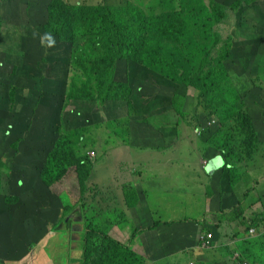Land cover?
<instances>
[{"label": "rangeland", "instance_id": "rangeland-1", "mask_svg": "<svg viewBox=\"0 0 264 264\" xmlns=\"http://www.w3.org/2000/svg\"><path fill=\"white\" fill-rule=\"evenodd\" d=\"M49 1L50 0H0V63L7 66L4 69L5 73H11L7 79V86H5L3 81H0V125H4L7 129V121L13 113L11 98L24 99V94L28 92V90H33L34 92L32 95L27 97L26 100L35 104L41 99H44V111L46 113L50 111L52 117L54 116L53 113L56 115V122L54 123L56 129L64 127L63 135L72 136L73 150L77 153L79 152L91 161V164L87 165L86 168L90 169V172L93 171L90 177L87 178L85 185L82 186L85 191L88 189L86 192L80 190L79 180L81 176L77 173L75 168L69 169L61 179L48 183L45 186L43 179L39 175L42 171L41 168L46 155L49 152V147L47 146H50L49 142L52 141L54 136L52 132L48 135L45 131L42 134L34 133L36 141L43 139L39 143L38 149L33 152L19 151V158H17L16 161L19 162L20 167L14 168L8 166L10 171L5 169L1 171L2 195H0V223L7 220L9 223L16 224L17 218L21 217L22 213H26V217L32 220L35 214L34 208L40 209L42 226H45V222L48 221L46 225L47 229L42 236H35L30 240L23 239L20 243V247L28 249L25 264H54L56 255L59 254L64 256L66 252H68L69 247L66 246L72 242L71 238L77 242L81 249V254L78 250L74 249L72 256H81L83 253V241L80 242V240H82L84 236V227L82 223L83 210L88 216L94 215L99 219L93 224V227L110 231L113 222L107 228V220L104 218L103 214L100 215L99 213L111 211L117 204V201L122 199L123 185L127 184L129 187H132L127 182V179L128 176L134 174V169H137L134 168V165L132 167L123 166L122 158L126 160L131 159L130 154H135L134 151H147L143 152V154L152 151L146 148L142 150V144L138 143L141 138L138 139L135 137V129L148 133L149 127H153V135L157 134L159 137L165 138L164 134L171 132L172 128L175 127L177 123V139L175 138V134L170 136V138L171 145L178 147L179 155H181L180 149L184 148L186 151L190 143L189 138H192L190 137L191 135L187 136L189 130L186 128L183 119L184 107L189 101L188 97H183V99H180L176 103L177 111L170 112H174L172 114L173 118H171L170 121V127L166 125L167 114L165 112L159 113L158 111L159 106L165 104L163 99H156L148 106V109L151 111L149 114L150 121H147V124L143 123L145 117L140 109H128L127 112L124 111L123 114H121L122 116L118 118L119 121L110 124L109 121L112 117L108 115V110L104 112L102 109L97 108V102H93L89 105V103H76V100H67L66 94L70 86L69 82L71 80V82L78 80L80 75L82 76V73L71 65V54L69 55L71 48L70 44L60 42L56 37L50 36L44 32V25L47 18L46 7ZM149 1L151 2L152 0H63L64 3L77 7L96 4H107L116 8L130 6L131 10L137 11L144 17L148 16ZM232 1L233 0H222V3L227 5L232 3ZM189 4L197 6L199 9L197 11L190 10L183 12L189 5L185 2L182 3L181 0H175V8L182 13L184 20L191 25L189 28L191 37L197 42L203 39L210 40L208 36L209 31L201 26L209 22L208 15L205 11L206 9L202 8V3H200L199 0H193V2ZM257 4H259V10L261 11L264 7V3L260 4L259 0V2L240 13L241 17H247L249 14L251 17H257V30L250 29L246 31L245 29L238 28V25L237 27L234 25L233 28L232 26L226 28L223 34H230L235 37V43L231 50V55L225 63V67L230 77L229 86L237 92V96L232 95L227 99L231 101L232 99H239V103L241 99H254L256 114L258 112L263 114L264 109L261 106L264 105V11L259 14L256 9ZM236 19L238 22L242 21V19ZM49 38L51 39V43L49 42ZM49 71L51 75L48 74ZM129 71L130 70H128V72ZM115 80L119 82L118 75L115 76ZM82 83L84 84L82 88L88 87V81L86 79H84ZM153 90L154 89L148 90L147 93H151ZM38 91H43V93H39ZM191 93L197 95V99H199L198 104L200 105L198 109L199 114L191 117V122L197 123L196 119L201 115L199 120H202L205 139L209 141L213 147L223 152L213 151V154L217 156L212 158V160L217 157L220 158L222 162V166L219 169L221 170L220 174L233 176L235 171H237L235 164L241 158L247 157L248 155L251 156V159L248 164L245 163L247 164L246 166L256 164L258 157L264 158V132L259 129L260 123L264 122V116L258 119L256 115L252 113L250 115L251 120L248 116L250 130L246 134L247 123L245 119L240 117H242L241 112L243 110L249 109V105L246 102L241 103L245 105L244 108L240 107L237 102V105L228 104L231 109V119L228 124L222 125L219 123L215 128L213 125L209 127L207 126V122L213 119L219 121L213 107L217 106V110H221L220 108L223 107V104L228 103L227 100L221 102V100L213 101V99H210L208 102H205L207 98H199L195 90L191 89ZM187 94L190 99H195L196 97V95ZM50 99L52 104L50 103ZM91 99H96V93ZM145 99H149V97ZM134 101H138V99ZM202 101H204L203 104ZM19 105L26 109L28 115L29 110L27 104L21 100L19 101ZM7 107H9L8 113ZM128 117L133 120L132 134L131 137L126 136V138H123L119 133V127H122V123ZM135 119L137 121H134ZM188 121H190V119ZM251 121L252 123L256 122L253 127ZM10 128L11 126H8V129ZM155 137L157 138V136ZM194 137L197 138L195 135ZM255 138L262 141L257 143ZM123 141L129 142L128 147L133 150L131 151ZM199 142L201 143L202 149H204V146L210 144L209 142ZM10 143L12 142L10 141ZM120 147L123 148V151L118 149ZM161 148L164 149L167 147ZM9 150L12 151V146L8 149V154ZM161 151L158 150L157 153H162ZM238 156L240 159H238ZM0 157H2L3 161L6 163L8 162L4 147L1 145ZM9 159H11V157ZM97 160L105 162L100 166L97 164ZM208 160H204L203 169L206 168ZM11 163L12 162L8 163V165ZM19 168H21V170H18ZM78 171H80L82 176L86 173V169H84V171ZM126 171L131 173V175L122 173ZM249 171H253V167L249 168ZM13 173L18 174V179L12 180L13 185L19 189L22 186L24 187V185L30 187V191L25 194L24 198L26 212L20 207H13L11 212L8 209L5 212V207L10 205H5V200L12 198L10 195H7L9 193V180L6 176L12 175ZM102 178L105 179V181L102 182ZM109 178L112 179V182L108 180ZM92 179L93 183L91 181ZM202 180L206 182L207 177L204 176ZM184 181L188 183L190 180L185 179ZM39 189H43L44 193H46L42 208L39 207L41 202L40 198L33 197V194ZM46 191L52 195L49 193L47 194ZM133 191L134 193L131 192L130 195H136L135 190ZM106 192L110 194L108 195ZM188 192L192 193L193 191L188 190ZM242 193L243 189L240 186V181L223 183L222 190L219 194L231 198L230 202L226 205V209L223 208V210L221 209L216 214H213V225L218 226L215 228V231L205 228L204 232L205 234L211 233L213 235V241L218 240L225 234V230L220 228L227 225V220H232L233 216H236L239 227L244 228L242 238L247 239L249 245L248 248H241V246H238L240 248L237 251L233 249L234 254L230 257L226 256L224 261L226 264H264V195H260V200L256 199L248 205L245 200L241 199ZM206 195L208 197L211 196L208 187H206ZM258 202L262 204L260 215V211L257 212L254 208ZM156 203L159 204L161 210L165 207V203L160 200ZM67 208L69 211L67 216V218H69L68 222L70 223L69 231H66L65 226H60L56 236L50 241L53 246H58L57 248L51 247V244L49 245L46 241V238L51 236V233L48 234L51 232L49 228L52 229L53 226L58 224V220L55 218L58 215V211L60 210L65 213ZM71 208H73L72 211ZM227 214L231 215L225 220V215ZM179 215V217H193L204 222L212 216L211 214L209 216H204V214L201 216H194L197 214L188 211L180 213ZM153 221V231L161 230L167 236H169L170 233L174 235V241L171 244H175V240L180 236L184 238V235L181 233L183 229L174 227L173 223L164 218L162 219L160 216H154ZM145 224L146 222L143 220L142 225ZM19 225L22 227H14V230H16L13 231L14 235H19L18 232L28 236L32 234L29 227L24 226L23 223ZM137 227L139 228L140 226ZM252 228L255 229L254 233H250ZM115 230L120 240L127 238V235L117 227H115ZM199 230L200 229H198V231ZM240 230H242V228H240ZM133 232H129V234L131 235ZM35 234L37 233L35 232ZM163 242H168V240L165 237L160 238V246L164 250L162 246ZM140 245L143 244H139L137 250L144 252L147 258L140 255L135 248H132V250L137 255L143 257V259H146V261L141 264H151L148 258L151 259L150 252L153 253V251H150L145 245V251L141 250ZM130 246H133L132 242H130ZM226 247H228L227 250L230 251L233 246L226 245ZM174 249L175 251L183 250L167 256L164 264L186 263L189 256H193L194 253V251L181 248L180 246L171 247V250ZM153 250H156V244H154ZM250 252L251 254H248ZM136 257L139 261L138 256ZM195 258L198 259L196 256ZM94 261L97 262L98 259Z\"/></svg>", "mask_w": 264, "mask_h": 264}, {"label": "trees", "instance_id": "trees-1", "mask_svg": "<svg viewBox=\"0 0 264 264\" xmlns=\"http://www.w3.org/2000/svg\"><path fill=\"white\" fill-rule=\"evenodd\" d=\"M181 1L189 5L183 12L199 9L197 6L189 4L193 0ZM199 1L202 3V8L206 9L209 18V22L201 26L209 31L210 40L203 39L197 42L190 35V23L185 21L182 13L175 8V0L149 1L148 16L146 17L135 10H131L130 6L116 8L107 4H96L77 7L66 4L63 0H50L46 7L48 13L44 32L56 37L60 42L70 44L71 65L82 73L78 80L69 82L70 86L67 89L66 99L76 100V103L82 104H87L90 101L89 105L97 102L99 109H102V105L107 101L138 99L137 102H139L147 97L149 99H169L173 105H176L183 97L190 99L187 92L193 88L199 98H207L205 102L210 99L213 101L221 100V102L227 100L228 103L223 104L221 110H217V106L213 107L215 115L219 119L214 128L219 123L222 125L229 123L231 109L228 104L235 105L238 102L240 107L245 108V105L241 103L246 102L249 109L243 110L240 118L245 119L247 123V134L250 130L248 116L251 120L250 115L253 113L256 118H260L255 111L254 99H241L240 103L239 99H232V101L227 99L232 95L237 96V92L229 86L230 77L225 67V63L231 55L235 37L223 33L226 28L231 26L233 28L234 25L236 27L238 25V28H250L253 24L250 14L246 19V17H241L240 13L243 5L250 8L259 0H233L227 5L223 4L222 0ZM256 9L259 13V4H257ZM237 17L242 21L238 22ZM6 67L0 63V81H3L5 86H7L8 76L11 74L4 72ZM128 70L130 71L128 72ZM48 74L51 75V72L49 71ZM116 75L119 76V82L115 80ZM84 79L88 81V87L82 88ZM152 89L154 90L151 93H147L148 90ZM33 92V90H28L24 94V99L11 98L13 113L7 121V129L4 125H0V145L4 147L8 157L7 163L0 157V195H2L1 171L3 169L10 171L8 166L20 167L19 162L16 161L19 158V151L33 152L38 149V145L43 139L36 141L34 133L42 134L44 131L48 135L51 132L54 135L52 141L49 142L50 146H47L49 152L39 175L45 186L61 179L69 169L75 168L81 176L79 180L80 190L84 191L82 186L85 185L87 178L93 171L90 172V169L86 168L87 165L91 164V161L73 150L72 136L63 135L64 127L56 129L54 124L56 115L53 113L54 116L52 117L50 111L49 113L44 111V99L35 104L26 100ZM39 93H43V91ZM95 93L96 99H91ZM195 99V106L188 113L193 116L199 114L198 109L200 107L197 95ZM21 100L27 104L28 115L26 109L19 105ZM50 103L52 104L51 99ZM203 103L204 101H202ZM8 112L9 107H7ZM118 118H110V124L119 121ZM200 118L201 115L196 119L197 123H192L191 118L183 119L187 126L197 129L202 127ZM189 119L190 121H188ZM147 121H150L149 117L143 119V123L147 124ZM255 123H252V127ZM8 126L11 128L8 129ZM132 127L133 120L128 117L122 123V127H119L120 135L123 138L131 137ZM177 127L178 124L176 123L172 131L168 132L169 144H171L170 136L175 134L176 138L178 135ZM259 129L264 132V122L260 123ZM135 130V137L143 138L148 150L158 151L167 144V142L153 141L145 131ZM149 132L153 133V127L149 128ZM200 139L206 140L205 138ZM255 139L257 143L262 141ZM123 143L126 146L129 145V142L123 141ZM10 146H12V151L9 150L8 154ZM211 149L221 152L215 147ZM10 157L11 159H9ZM238 159H240L239 156ZM250 159V155L241 158L235 164L237 171L233 176L228 175L227 182L224 183L242 181V176L246 175L251 167L264 169V158L258 157L256 164L246 166ZM10 162L12 163L8 165ZM104 162L97 160L98 165L104 164ZM127 163L126 161L125 164ZM123 166L127 165L123 164ZM84 169H86V173L82 176L78 170L84 171ZM6 177L9 180V193L7 195L12 198L5 200V205L10 204L5 207V212L7 209L11 212L13 207H20L26 212L24 198L25 194L30 191V187L24 185L19 189L13 185L12 180L18 179L17 173ZM132 192L134 193V191ZM45 194L43 189H39L33 194L34 198H40V208L45 202ZM126 195L127 205L132 206L130 192H127ZM39 210L34 208L35 214L32 220L26 217V213H22V216L17 218L16 224L9 223L7 220L2 222L8 225L3 230L6 234L4 238L13 241L19 236H23L27 240L35 236H42L47 229L48 221L45 222V226H42ZM68 214V208L65 213L59 210L57 217H55L59 225L53 226L52 229L58 230L63 225L69 231ZM82 218L84 236L80 242L83 241L82 262L84 264H141L146 261L137 255L127 243L119 241L110 234L109 230L93 227V224L99 220L97 217L88 216L83 210ZM21 223L32 231L30 236L20 232H18L19 235H14L13 231H16L14 227H22L19 225ZM192 237L195 244L204 240L202 238L197 239V233ZM184 238L183 236L178 237L175 244H178L180 240L184 241ZM16 243L17 241H14L8 248L7 254L12 248H16ZM136 256H138L139 261ZM97 259L98 261L95 262L94 260ZM189 264L195 263L190 262Z\"/></svg>", "mask_w": 264, "mask_h": 264}, {"label": "crops", "instance_id": "crops-1", "mask_svg": "<svg viewBox=\"0 0 264 264\" xmlns=\"http://www.w3.org/2000/svg\"><path fill=\"white\" fill-rule=\"evenodd\" d=\"M261 3H264V0H260V4ZM263 11L264 7L259 14ZM252 23V26L247 28L248 31L250 29H256L258 25V18H256ZM154 100L156 99H141L136 105V109H140L144 114V117L147 118L149 117L151 111L148 109V106H150ZM163 101L165 104H161L158 111L159 113L165 112L167 114L166 125L170 127V121L171 118H173L172 114L174 113H170L173 104L170 103L169 99H163ZM262 108L264 109V105H262ZM184 110L186 112L190 111L187 103L185 104ZM124 111L127 112L128 108L125 107L123 109V112ZM258 116L261 118L264 116V113L261 114L258 112ZM186 128L189 130L187 136L191 135L190 137L192 138H189L190 143L188 144L189 147L186 151L184 148L180 149L181 155H179L178 147L168 143V132L167 134H164L165 138H161L157 134H150L148 131L149 136L153 141L167 142V144L162 146L167 148L162 149V151L160 149L159 151L162 153H157V151H148L150 153L143 154V152L147 151H134L135 154H130L131 159L126 160L122 158L124 165H127V167H132L134 165V168H137L134 169V174L132 176H128L127 179V182L135 189L136 193V195H130L133 205L130 207L126 203L124 187L127 184H125L122 189V199L117 201V204L113 209H111V211L99 214H103L104 218L107 220V228L110 226L111 222H116V224L113 225L109 231L111 234L115 235L114 237L116 239H118L119 236L115 227L126 234L127 238L128 232H130L131 229L133 231H140L138 232L139 236L135 238L136 241H133V248L137 250V246L139 244H143L140 245L141 250L145 251L144 245L150 251L152 250L153 253L150 252L151 259L148 258L151 264H164L167 256L183 250H171V247L174 248L175 246H180L181 248H187L194 251L193 256H189L186 263L180 264H189L190 262H194L195 264H226L224 258L226 256H232L234 254L233 249L236 251L239 250L240 247L238 246H241V248H248L249 242H247V239L242 238L244 228L239 227L238 222L236 221V216H233L232 220H227V225L220 228L225 230V234L222 235L220 239L214 241L212 240V242L207 246L203 245V242L195 244L192 237L194 234L197 233V239H200L205 235V228L215 231V228L218 226L213 225V214H216L221 209L223 210V208L226 209V205L230 202L231 198L219 194L222 190L223 183L227 182L228 178V175L220 174L221 170L219 169L222 166L220 158L217 157L211 161L212 158L217 155H214L213 150L207 148L206 146L202 149L201 143L193 138L196 130L191 129L188 126H186ZM155 136H157V138ZM138 143L142 144L141 146L146 147L143 138L139 139ZM118 149L123 151V148L121 147ZM130 150L132 151L133 149L130 148ZM204 160L210 161L206 165L205 169H203ZM126 161L128 162L127 164H125ZM122 173L125 175H131L128 171ZM204 176L207 177L206 182H203L202 180ZM185 179H189L190 181L187 183L184 181ZM242 179L243 180L240 181V186L243 189L241 199L245 200L248 205L256 199L260 200L259 196L264 192V169H260L259 167L253 168V171H249L246 175H243ZM108 180L112 182L111 178ZM91 181L93 183V179ZM103 181H105V179L102 178V182ZM206 187H208L211 192L210 197L206 195ZM188 190H192L193 192L189 193ZM106 193L108 195L110 194L108 192ZM158 200L165 203V207L163 208L164 210H161L159 204L156 203ZM254 208L257 212L260 211V215L262 211L261 202H258ZM187 211L197 214L194 216H201L202 214H204V216H209L211 214L212 216H210L205 222L193 217H179L180 213ZM230 215L231 214L225 215V220L228 219ZM154 216H160L162 219L164 218L165 220L173 223L174 227L183 229L181 230V233L185 237L184 241L180 240L181 242L179 241L178 244H171L174 241V235L172 233L167 236L161 230L153 231ZM187 219L198 220L199 222L197 224L194 222H185L184 220ZM143 220L146 222L145 225H142ZM5 226L8 225L0 223V255H2L0 256V264H25L28 249L20 247V243L24 237L19 236L13 241L6 240L4 238L6 234L3 231ZM137 226L140 227L138 228ZM240 228H242V230H240ZM198 229H200V231H198ZM49 231L51 232L48 234L51 233V236L47 237L46 241L50 245V241L56 236L57 230L49 228ZM191 231L193 233H190ZM164 237L168 240V242L162 243V246L164 247L163 250L160 246V238ZM127 238L121 241H129L126 240ZM71 240L72 242L66 246L69 247L66 255H56L54 258L56 260L54 264H81L80 255L72 256L74 249L78 250L80 254L81 249L73 238H71ZM14 241H17L15 245L16 248H12L9 254H7L8 248L11 247ZM29 244L33 246L31 243ZM154 244H156V250H153ZM226 245L233 247L230 251H228V247H226ZM57 246H53V244H51V247L57 248ZM137 252L147 258V255L144 252L138 250ZM248 254H251V252ZM195 256L198 257V259H196Z\"/></svg>", "mask_w": 264, "mask_h": 264}, {"label": "clouds", "instance_id": "clouds-1", "mask_svg": "<svg viewBox=\"0 0 264 264\" xmlns=\"http://www.w3.org/2000/svg\"><path fill=\"white\" fill-rule=\"evenodd\" d=\"M246 9H248V7H247V5H243V7H242V10H241V12L243 11V10H246ZM47 13H48V10H46V15H47ZM251 17V16H250ZM238 18V17H237ZM257 17H251V21L253 22L255 19H256ZM246 19H247V17H246ZM257 30V29H256ZM49 42L51 43V39L49 38ZM191 89H193V88H190L189 89V92H187V93H190V94H192L193 96H195L196 94L195 93H191ZM194 90V89H193ZM195 100L196 99H189V101L187 102V106L190 108V110H191V108L193 107V106H195L194 105V103H195ZM90 102V101H89ZM88 102V103H89ZM171 103V102H170ZM138 104V102L137 101H134V99H128V100H125V99H119V100H117V101H107V102H105V104L104 105H102V110L104 111V112H106L107 110H108V115L110 116V117H121L122 115L121 114H123V109L125 108V107H127L128 109H136V105ZM132 105V106H131ZM171 111H177V106L176 105H173L172 106V109H171ZM189 112H186L185 110H184V115H183V117L184 118H191L193 115L191 114V115H189L188 114ZM146 119V118H145ZM217 123V120L216 119H213L212 121H209V122H207V126H212L213 125V127H214V125ZM187 126V125H186ZM189 127V126H188ZM150 128V127H149ZM189 128H191V127H189ZM192 129V128H191ZM196 130V132H195V136L197 137V138H195L196 140H199V141H201V142H204V143H207V142H209V141H207V140H202V139H200V138H205V136H204V131H203V127H201V128H197V129H195ZM148 131H149V129H148ZM150 133V132H149ZM150 134H152V133H150ZM210 143V142H209ZM207 148H213V145L210 143L208 146H206ZM145 148L146 147H142V150H145ZM161 149V148H160ZM221 153V152H220ZM213 161V160H212ZM210 161H207V164L209 163ZM210 173V172H209ZM88 189H86V191H87ZM133 190H135L133 187H129L128 185H126L125 187H124V194H125V200H126V197H127V195H126V193L127 192H132ZM85 190L83 191V192H86ZM131 207V206H130ZM185 222H194V223H198L199 221L198 220H189V219H187V220H184ZM116 224V222H113L112 224H111V227L113 226V225H115ZM253 230V231H252ZM200 231V230H199ZM130 232H133V230L131 229V231ZM255 232V229L254 228H252L251 230H250V233H254ZM211 235V237H209L208 235ZM137 236H139L138 235V231H134L131 235L129 234V232H128V238L126 239V240H129V241H127V242H124V243H127L128 244V246H130V242H132V244H133V241H136L135 240V238L137 237ZM118 238V237H117ZM202 239H204V240H202V244L203 245H205V246H207L209 243H211L212 242V240H213V235L211 234V233H208V234H205L204 235V237H202ZM118 240L119 241H121L120 240V238H118ZM132 240V241H131ZM121 242H123V241H121ZM131 248H133V246H130ZM82 258H83V253H82V255L80 256V263H83L82 262Z\"/></svg>", "mask_w": 264, "mask_h": 264}, {"label": "built area", "instance_id": "built-area-1", "mask_svg": "<svg viewBox=\"0 0 264 264\" xmlns=\"http://www.w3.org/2000/svg\"><path fill=\"white\" fill-rule=\"evenodd\" d=\"M252 231H253V230H252ZM208 236H209V237H211V235H210V234H209Z\"/></svg>", "mask_w": 264, "mask_h": 264}]
</instances>
